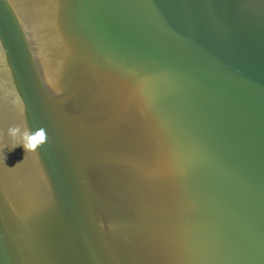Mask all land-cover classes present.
<instances>
[{"label":"water","instance_id":"obj_1","mask_svg":"<svg viewBox=\"0 0 264 264\" xmlns=\"http://www.w3.org/2000/svg\"><path fill=\"white\" fill-rule=\"evenodd\" d=\"M0 264H264V0H0Z\"/></svg>","mask_w":264,"mask_h":264},{"label":"clouds","instance_id":"obj_2","mask_svg":"<svg viewBox=\"0 0 264 264\" xmlns=\"http://www.w3.org/2000/svg\"><path fill=\"white\" fill-rule=\"evenodd\" d=\"M8 135L13 140L19 139V143L14 144L9 151L14 150L18 146H23L25 153L36 152L47 143V132L43 127L33 131L27 126L23 128L18 125L11 126L8 129Z\"/></svg>","mask_w":264,"mask_h":264}]
</instances>
